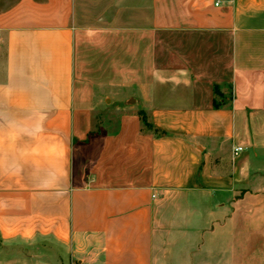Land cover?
<instances>
[{"label": "crops", "instance_id": "0c3cea01", "mask_svg": "<svg viewBox=\"0 0 264 264\" xmlns=\"http://www.w3.org/2000/svg\"><path fill=\"white\" fill-rule=\"evenodd\" d=\"M0 264H264V0H0Z\"/></svg>", "mask_w": 264, "mask_h": 264}, {"label": "rangeland", "instance_id": "374dc122", "mask_svg": "<svg viewBox=\"0 0 264 264\" xmlns=\"http://www.w3.org/2000/svg\"><path fill=\"white\" fill-rule=\"evenodd\" d=\"M11 0H5V3H8V2H10ZM106 110V109H105ZM107 110H109V109H107ZM101 112V113H100ZM101 114H103V109L102 110H99L98 112H97V115H99V117H98V119H97V123L99 122L100 123V120H103V121H105L104 119L105 118H107V117H105L104 116V114H103V116L101 115ZM106 114H110L108 111L106 112ZM112 117H114V118H112L111 119V121L115 124V121H116V115L114 114V113H112V115H111ZM107 120V119H106ZM97 125H99V124H97ZM104 127V126H103Z\"/></svg>", "mask_w": 264, "mask_h": 264}, {"label": "trees", "instance_id": "16d2710c", "mask_svg": "<svg viewBox=\"0 0 264 264\" xmlns=\"http://www.w3.org/2000/svg\"><path fill=\"white\" fill-rule=\"evenodd\" d=\"M140 115H141V118H142V120H143V124H144V126H145L146 128H150V129H152V128H153V125H152V123L148 120V118H147V114H146L144 111H142V112L140 113Z\"/></svg>", "mask_w": 264, "mask_h": 264}, {"label": "built area", "instance_id": "2783aa9c", "mask_svg": "<svg viewBox=\"0 0 264 264\" xmlns=\"http://www.w3.org/2000/svg\"><path fill=\"white\" fill-rule=\"evenodd\" d=\"M243 148L242 147H237L236 149H235V152L237 153L238 151H240V150H242Z\"/></svg>", "mask_w": 264, "mask_h": 264}]
</instances>
